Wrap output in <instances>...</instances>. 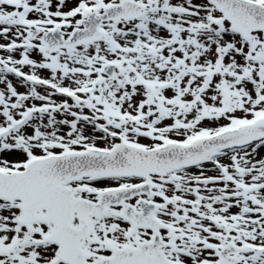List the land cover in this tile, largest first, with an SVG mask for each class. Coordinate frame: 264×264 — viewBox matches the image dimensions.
Wrapping results in <instances>:
<instances>
[{
    "label": "snow or ice",
    "instance_id": "6c2138e0",
    "mask_svg": "<svg viewBox=\"0 0 264 264\" xmlns=\"http://www.w3.org/2000/svg\"><path fill=\"white\" fill-rule=\"evenodd\" d=\"M0 264H264V0H0Z\"/></svg>",
    "mask_w": 264,
    "mask_h": 264
}]
</instances>
